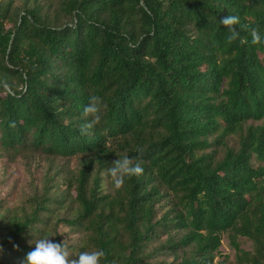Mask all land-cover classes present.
<instances>
[{"label":"trees","instance_id":"trees-1","mask_svg":"<svg viewBox=\"0 0 264 264\" xmlns=\"http://www.w3.org/2000/svg\"><path fill=\"white\" fill-rule=\"evenodd\" d=\"M233 14L244 43L219 24ZM253 28L264 0H0V163L44 162L0 195V264L42 237L101 264H264ZM91 96L100 118L81 135ZM125 156L143 171L116 187Z\"/></svg>","mask_w":264,"mask_h":264},{"label":"clouds","instance_id":"clouds-1","mask_svg":"<svg viewBox=\"0 0 264 264\" xmlns=\"http://www.w3.org/2000/svg\"><path fill=\"white\" fill-rule=\"evenodd\" d=\"M240 17L233 14L228 15L219 21V24L227 32V41L232 42L239 40L240 43L245 42V38L240 35L238 27ZM239 29L237 31L236 29ZM251 43L264 41L262 36L255 28L250 29ZM100 98L91 96L88 103L83 106V117H91V120L81 125V135L85 134L92 123L99 120ZM142 167L136 163L133 164L129 157L117 159L111 167L108 168L109 175L114 178L116 187H120L126 177H132L142 173ZM34 248L29 251L22 264H101V258L105 255L103 250L82 251L77 255V259H69L70 253L64 241L56 242L53 239L42 237L35 241Z\"/></svg>","mask_w":264,"mask_h":264},{"label":"rangeland","instance_id":"rangeland-1","mask_svg":"<svg viewBox=\"0 0 264 264\" xmlns=\"http://www.w3.org/2000/svg\"><path fill=\"white\" fill-rule=\"evenodd\" d=\"M43 164V160L38 157L20 158L17 162L11 164L8 169H6L4 165L0 163V195L2 197H5L7 195L9 187L14 183H18L19 187H25L31 180L30 171H36L38 166ZM243 247L249 249L250 244L243 240ZM221 253L222 255H233L234 253L229 246L226 237H224L223 239ZM218 259H220V257Z\"/></svg>","mask_w":264,"mask_h":264}]
</instances>
